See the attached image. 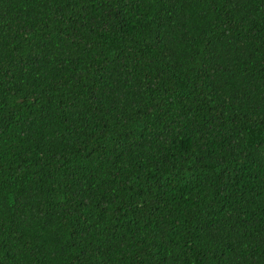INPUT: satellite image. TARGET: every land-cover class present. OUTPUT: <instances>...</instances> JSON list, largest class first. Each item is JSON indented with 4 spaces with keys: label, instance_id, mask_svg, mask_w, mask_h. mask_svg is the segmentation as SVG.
<instances>
[{
    "label": "trees",
    "instance_id": "1",
    "mask_svg": "<svg viewBox=\"0 0 264 264\" xmlns=\"http://www.w3.org/2000/svg\"><path fill=\"white\" fill-rule=\"evenodd\" d=\"M0 264H264V0H0Z\"/></svg>",
    "mask_w": 264,
    "mask_h": 264
}]
</instances>
